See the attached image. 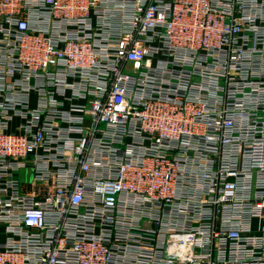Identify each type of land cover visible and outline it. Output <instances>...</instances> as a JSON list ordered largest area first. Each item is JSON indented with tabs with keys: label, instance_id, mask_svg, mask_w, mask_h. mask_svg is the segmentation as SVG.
<instances>
[{
	"label": "built area",
	"instance_id": "obj_1",
	"mask_svg": "<svg viewBox=\"0 0 264 264\" xmlns=\"http://www.w3.org/2000/svg\"><path fill=\"white\" fill-rule=\"evenodd\" d=\"M0 264H264V0H0Z\"/></svg>",
	"mask_w": 264,
	"mask_h": 264
},
{
	"label": "water",
	"instance_id": "obj_2",
	"mask_svg": "<svg viewBox=\"0 0 264 264\" xmlns=\"http://www.w3.org/2000/svg\"><path fill=\"white\" fill-rule=\"evenodd\" d=\"M24 172H25V171H22V172H21V176H22V177H23V175H24ZM22 177H21V178H22ZM22 180H23V179H22Z\"/></svg>",
	"mask_w": 264,
	"mask_h": 264
},
{
	"label": "crops",
	"instance_id": "obj_3",
	"mask_svg": "<svg viewBox=\"0 0 264 264\" xmlns=\"http://www.w3.org/2000/svg\"><path fill=\"white\" fill-rule=\"evenodd\" d=\"M16 125H17V124H15V125L13 126V128H15V127H16Z\"/></svg>",
	"mask_w": 264,
	"mask_h": 264
}]
</instances>
